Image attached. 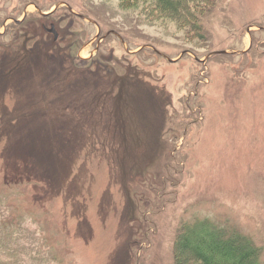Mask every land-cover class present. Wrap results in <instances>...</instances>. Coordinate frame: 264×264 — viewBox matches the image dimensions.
<instances>
[{
	"label": "rangeland",
	"instance_id": "1",
	"mask_svg": "<svg viewBox=\"0 0 264 264\" xmlns=\"http://www.w3.org/2000/svg\"><path fill=\"white\" fill-rule=\"evenodd\" d=\"M214 4L0 0V264H176L195 216L264 264V0Z\"/></svg>",
	"mask_w": 264,
	"mask_h": 264
},
{
	"label": "trees",
	"instance_id": "2",
	"mask_svg": "<svg viewBox=\"0 0 264 264\" xmlns=\"http://www.w3.org/2000/svg\"><path fill=\"white\" fill-rule=\"evenodd\" d=\"M154 1L165 16L195 31L201 29L203 17L215 6L214 0ZM260 255L256 243L228 222L195 216L184 220L176 234V264H184L181 257L187 264H262Z\"/></svg>",
	"mask_w": 264,
	"mask_h": 264
},
{
	"label": "water",
	"instance_id": "3",
	"mask_svg": "<svg viewBox=\"0 0 264 264\" xmlns=\"http://www.w3.org/2000/svg\"><path fill=\"white\" fill-rule=\"evenodd\" d=\"M58 6V5H57ZM78 16H80V17H82V18H84V19H86L84 16H82V15H79V14H77ZM21 21L19 20V21H17V23H20ZM48 32H50V33H52L53 34V36H54V40L56 41L57 39H58V37H59V34H58V32H57V30H56V28H55V26L52 24L51 25V27H50V29H48L47 30ZM228 52L227 51H221V52H218V53H213V54H210V55H208L207 56V58H209L210 56H212V55H216V54H227ZM170 62H173L174 60H170V59H168ZM176 61V60H175Z\"/></svg>",
	"mask_w": 264,
	"mask_h": 264
},
{
	"label": "flooded vegetation",
	"instance_id": "4",
	"mask_svg": "<svg viewBox=\"0 0 264 264\" xmlns=\"http://www.w3.org/2000/svg\"><path fill=\"white\" fill-rule=\"evenodd\" d=\"M114 33V32H113ZM115 34V33H114Z\"/></svg>",
	"mask_w": 264,
	"mask_h": 264
}]
</instances>
